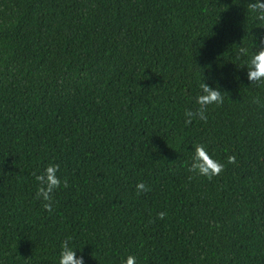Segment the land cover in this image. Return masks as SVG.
Instances as JSON below:
<instances>
[{"label": "trees", "instance_id": "1", "mask_svg": "<svg viewBox=\"0 0 264 264\" xmlns=\"http://www.w3.org/2000/svg\"><path fill=\"white\" fill-rule=\"evenodd\" d=\"M250 2L0 0V264H59L67 238L85 264H264ZM203 80L223 103L186 125ZM197 143L225 165L211 180L188 178ZM50 163L69 181L52 213Z\"/></svg>", "mask_w": 264, "mask_h": 264}, {"label": "clouds", "instance_id": "2", "mask_svg": "<svg viewBox=\"0 0 264 264\" xmlns=\"http://www.w3.org/2000/svg\"><path fill=\"white\" fill-rule=\"evenodd\" d=\"M248 9L255 13V19L261 22V27L264 28V0H251L248 4ZM260 45L257 46V51L251 54L247 62V78L252 83H264V36L259 37ZM240 55L248 56L249 50L246 47H240L238 50ZM201 92L195 98V109H185V124H191L193 119L207 121V108L209 105H219L223 103L222 91L219 88L210 87L204 80L199 85ZM229 164L236 163L235 155L227 157ZM225 165L214 159L206 147L202 143H197L194 146L192 162L188 166L187 171L190 173L189 179L193 176H204L211 180L214 176L219 175L224 171ZM59 164H49L42 173L35 175L38 182L36 199L43 201V208L52 213L54 210V193L56 190L69 187L67 177L63 180L57 175L59 172ZM137 195L142 192L150 191L149 187L144 182H138L136 185ZM167 213L164 211L158 212L157 217L164 219ZM71 238H67L61 242V250L59 253V264H85L83 256H77L76 250L70 246ZM121 264H136V257L128 255L126 259L121 260Z\"/></svg>", "mask_w": 264, "mask_h": 264}]
</instances>
